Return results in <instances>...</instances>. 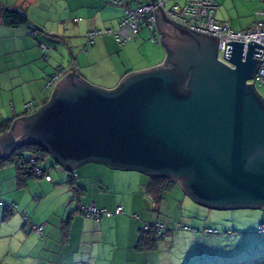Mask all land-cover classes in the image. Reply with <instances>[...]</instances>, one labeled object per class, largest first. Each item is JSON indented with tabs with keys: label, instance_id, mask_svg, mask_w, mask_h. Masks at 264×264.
<instances>
[{
	"label": "water",
	"instance_id": "obj_1",
	"mask_svg": "<svg viewBox=\"0 0 264 264\" xmlns=\"http://www.w3.org/2000/svg\"><path fill=\"white\" fill-rule=\"evenodd\" d=\"M153 6L161 64L127 73L114 89L72 69L47 103L0 134V158L35 143L69 170L104 163L168 176L208 208H264V99L247 82L264 45L225 40L230 66L217 35Z\"/></svg>",
	"mask_w": 264,
	"mask_h": 264
},
{
	"label": "crops",
	"instance_id": "obj_2",
	"mask_svg": "<svg viewBox=\"0 0 264 264\" xmlns=\"http://www.w3.org/2000/svg\"><path fill=\"white\" fill-rule=\"evenodd\" d=\"M144 1L124 0V4L117 7L109 0H0V11L6 8L17 9L28 17V24L10 26L3 23L0 13V123L7 121L11 126L15 119L23 115L27 101L42 102L46 94L45 82L58 67H69L93 85L114 89L127 73L161 64L167 51L162 62L163 53L160 51V58L156 60L150 53L139 58L133 53L135 45H126L128 41L120 45L112 34L98 36L93 43H86L85 33L89 29L115 30L125 7H136ZM215 1L216 8H220L219 12L215 8V17L220 22L233 26L235 20L231 7L237 0ZM250 4H253L254 12L250 15V21L243 24L242 28L249 27L258 20V12L264 7L261 0H254ZM75 18L78 20L75 21ZM32 30L36 32L33 33ZM148 34L150 37L149 32ZM40 43H46L50 47L48 53H44ZM52 168L65 174L58 164L52 165ZM52 168L51 180L40 178L46 185L54 187L56 182ZM77 168L76 182L81 190L78 199L73 200L79 210L75 207L70 218L80 220L82 225L93 231L92 234H103L102 230L86 218L89 216L82 212V208L93 204L98 208L113 210L121 204L123 213L102 216L99 219L101 228L105 227L109 233H116L121 229L126 231L129 238H136L137 212L144 216L147 211L151 215L149 210L155 208L151 196L146 192L150 176L138 170L120 169L92 161ZM16 175L14 163L0 166V209L10 203L18 209L19 205H25V190L35 182L33 179L36 176L28 178L25 183H19ZM62 177L60 175L58 178ZM116 184L127 186L131 194L130 200L118 202L113 198L112 189ZM175 186L179 188L178 183L173 185ZM82 216H86V219ZM155 216L153 220L159 217Z\"/></svg>",
	"mask_w": 264,
	"mask_h": 264
},
{
	"label": "rangeland",
	"instance_id": "obj_3",
	"mask_svg": "<svg viewBox=\"0 0 264 264\" xmlns=\"http://www.w3.org/2000/svg\"><path fill=\"white\" fill-rule=\"evenodd\" d=\"M249 1L237 0L231 7L235 22L229 26L234 30L244 29L243 24L250 21L254 12L250 3L254 0ZM175 3L182 4V0L166 1V9ZM219 10L217 7L216 11ZM148 32L141 28L126 45H135L133 53L139 58L150 53L156 60L160 51L162 62L165 47L161 41L151 40ZM135 56L132 58L136 59ZM256 89L264 99V85ZM49 161L44 165L53 163L51 157ZM52 174L57 187L35 177V182L25 190L24 206L1 207L0 264H264V233L258 231V225L264 222L263 207L208 208L192 201L179 184V188L172 186L159 203H154V210H149L153 217L147 211L144 216L139 211L135 216L137 231L145 222L154 221L155 215H159L157 221L166 227V235L158 239L154 248L141 250L136 247L137 234L136 238H129L121 229L109 233L105 227L101 228L99 219L82 216L103 234H92L91 229L73 217L65 225L76 207L75 196L65 182L66 174L56 168H52ZM60 175L62 179L58 178ZM112 192L118 202L130 200L126 185L116 184ZM205 229L217 232H205Z\"/></svg>",
	"mask_w": 264,
	"mask_h": 264
},
{
	"label": "built area",
	"instance_id": "obj_4",
	"mask_svg": "<svg viewBox=\"0 0 264 264\" xmlns=\"http://www.w3.org/2000/svg\"><path fill=\"white\" fill-rule=\"evenodd\" d=\"M110 3L115 5H123L124 0H109ZM157 2L161 5L164 14L167 18L194 28L198 31H205L206 34H213L218 36V57L225 62L224 47L225 40H237L247 44V40H254L264 45V7L258 12L259 18L253 22L249 27L234 30L227 23H222L215 18V8L217 3L215 0H184L182 4L175 3L171 8L166 9L165 3L168 0H145L138 4L136 7H125L124 13L118 23V27L113 30L110 28L89 29L85 33L86 43H93L94 39L98 36L105 34H112L117 43L122 45L130 40L135 34H137L141 28H146L150 33V39L156 42L159 41L160 33L157 29V22L154 13L153 3ZM264 2V0H261ZM78 18H75L77 21ZM35 33V30H32ZM41 49L44 53H48L50 47L46 43H40ZM259 64L251 79L247 82L253 83L256 88L259 85H264V49L261 56H257ZM230 66L233 64L227 62ZM71 72L69 67H58L52 72L45 82L46 94L42 102L27 101L24 104V113L22 116H28L37 111L45 102L47 103L53 94L54 88L59 80L64 77L67 73ZM59 169L63 172H67L64 167ZM33 173L36 177H42L46 180H51V167H45L42 165L35 164ZM5 208L13 209L14 204H5ZM85 215L99 219L102 216H112L114 214L123 213V207L118 205L113 210L106 208H98L93 204L82 208ZM158 231L160 235H164V225L158 223ZM41 228V227H40ZM206 232H215L213 229H205ZM258 231L264 233V224L258 225Z\"/></svg>",
	"mask_w": 264,
	"mask_h": 264
},
{
	"label": "trees",
	"instance_id": "obj_5",
	"mask_svg": "<svg viewBox=\"0 0 264 264\" xmlns=\"http://www.w3.org/2000/svg\"><path fill=\"white\" fill-rule=\"evenodd\" d=\"M0 13L3 23L7 25L17 26L28 24V17L23 12L17 9L6 8L2 9ZM9 128L10 125L7 123V121H2L0 123V134L8 130ZM49 157L51 156L44 147L35 143H25L16 148V150L13 151L8 157L0 158V166L8 163H14L17 170V181L19 183H25L28 178H31L33 176L35 177L33 173L34 165L38 164L47 167V164L44 165V163L50 162ZM54 164H57V162L53 160L52 165ZM52 165L48 167L52 168ZM66 170L67 172H64L67 176L65 182L72 189L75 199H78L81 187L76 182V173L74 172V170ZM176 183L177 182L175 180L171 179L168 176H150L146 187V192L151 196L153 202L157 204L161 200L163 193L166 190L170 189ZM77 209L79 210L78 206L76 207V210ZM5 211L4 213L7 212ZM67 219L68 220L65 222V225H68L67 223H69L70 216H68ZM158 223L159 222L157 220L145 222L142 227L138 228V238L136 245L138 249L150 250L155 247L159 238L166 235V227L163 223L164 235L159 234L157 226ZM260 224H264V222H261ZM215 232H217V230H215Z\"/></svg>",
	"mask_w": 264,
	"mask_h": 264
}]
</instances>
